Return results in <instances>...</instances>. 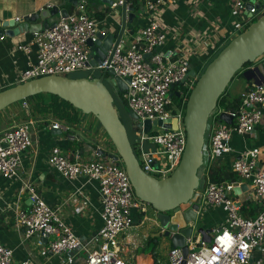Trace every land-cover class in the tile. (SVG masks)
<instances>
[{
	"label": "built area",
	"instance_id": "obj_1",
	"mask_svg": "<svg viewBox=\"0 0 264 264\" xmlns=\"http://www.w3.org/2000/svg\"><path fill=\"white\" fill-rule=\"evenodd\" d=\"M144 14L154 13L163 6L173 5L177 0H136ZM247 1L260 4L264 13V0H231V13L238 16L244 13ZM119 5L123 0H119ZM18 19V18H16ZM251 19V18H249ZM248 24L238 25V33ZM98 32L96 21L85 12L83 2L74 6L72 12L63 16L51 28L32 33V38L17 48L30 53L35 47L36 59L27 63L20 71L17 82H24L45 75L68 76L80 70H89V51L86 44ZM165 41V26L158 19H149L148 24L133 31L127 43H119L113 52L100 65L99 70L112 69L120 79H129L125 90L126 109L134 119L133 150L142 170L158 179L168 177L181 160L186 144V132L183 125L186 90H191L195 78L188 76L179 90V102L173 103L171 86L180 82L189 72V59L186 53L164 54L159 50ZM147 55V56H145ZM264 66V56L260 59ZM258 60V61H259ZM257 61V62H258ZM252 62L246 69L256 66ZM88 78H92L91 75ZM237 109L217 105L212 111V122L207 121L203 151L202 170L204 183L195 190L193 199L181 205L188 208L200 194L206 204L221 207L225 212L224 220L212 236L210 243L201 239L189 238L186 241L188 252L183 255L179 247L168 251V264H251V253L255 247L264 245V147L244 146L238 156L232 158L230 170L235 174L234 181H211L208 169L216 162L217 156L233 152L230 140L234 135L243 140L252 137L257 128L264 129V83L253 82L240 94ZM175 104L176 110L171 109ZM22 107L28 103L22 100ZM226 113L232 117L230 124L219 120ZM210 114V115H211ZM209 118V117H208ZM158 121L176 119L177 128H165L151 125L148 132L143 130L144 120ZM35 119L13 121L0 130V176L4 179L18 177L22 156L31 145V130ZM52 128L65 133L68 141L79 140L66 122L54 121ZM153 127L159 131L151 133ZM98 145L90 154L97 158L83 159V153L63 152L58 146L50 149L47 162L51 168L69 181L85 178L86 182H95L101 200V226L93 236L94 245L82 243L71 226L59 214V209L49 206L40 193L30 184L25 190L30 199L27 208L15 207L16 225L21 228L23 238L35 235L46 237L51 256L72 252L77 247L84 249L82 264H128L121 256L119 234L134 224L132 212L143 215L146 220V202L134 194L129 177L121 164L107 156L98 155ZM253 187L254 195L259 199L260 210L254 216H244L235 204L233 188L242 183ZM1 199V194H0ZM156 214V213H155ZM155 220L156 216H155ZM0 264H37L31 259L15 260L13 251L0 243Z\"/></svg>",
	"mask_w": 264,
	"mask_h": 264
},
{
	"label": "crops",
	"instance_id": "obj_2",
	"mask_svg": "<svg viewBox=\"0 0 264 264\" xmlns=\"http://www.w3.org/2000/svg\"><path fill=\"white\" fill-rule=\"evenodd\" d=\"M131 1L126 2V13L131 12L134 16L130 21L127 15L125 16V28L120 43L129 42L133 31L148 24L149 19L154 15L165 26V41L159 50L173 56L186 53L190 62L189 71H194L195 75H199L200 68L209 58L237 34L238 25L243 24L245 18H249L243 12L238 16L233 15L231 0H177L175 4L160 7L148 15L143 13L140 5L138 9L131 8ZM118 2L119 0H111V4H107L99 0L95 3L83 1L85 12L95 19L98 31L105 34L110 32L115 36L118 34L122 28V4L119 5ZM51 5H57L59 9L65 8L68 12L74 9L67 0H0V18L21 19L39 7L45 8ZM129 8L132 11H129ZM31 38V33L23 32L12 37L5 35L0 39V90L16 84L20 71L27 67V63L35 61V47L32 46L30 53L17 48L18 44H25ZM257 66L259 72L254 75L257 80L264 81V66L262 64ZM77 72L83 73L82 76L89 74L95 77L101 70L91 66L89 70ZM253 82L252 79L245 80L243 88L237 95ZM17 109L18 106H15L1 115L0 127L26 119L28 112H20ZM123 111L129 117L127 109L124 108ZM32 118L35 119V125L31 130V145L22 156L18 177L4 179L0 176V243L12 249L15 260L29 258L37 264H82L85 253L82 247L69 253L51 256L44 237L35 235L25 240L21 228L16 225L15 207L27 208L30 205L25 184L32 185L49 206L59 209L60 216L71 226L83 244L91 242V245H94L92 238L102 224L99 215L101 198L97 184L86 182L82 177L69 181L54 171L47 162L53 146H58L67 154L77 150L82 152L83 156H87L93 149L92 145L81 137L82 134L80 136L76 125L69 124L71 130L80 138L77 141H68L65 133L60 130L53 128L55 132L51 131V124L54 121H64L41 116ZM230 146L233 152L217 156L215 162L217 166L225 165L230 168L232 158L238 156L244 146L264 147V129L257 128L252 137L244 140L234 135L230 140ZM200 175L205 178L202 168ZM247 186L248 189L239 195H234V199L240 200L241 205L250 201L251 205L257 204V207H260L253 187L249 182ZM201 203L205 210V226L215 232L220 228L225 212L221 207L206 204L202 198ZM241 212L245 216H250L248 211L241 210ZM132 216L134 219L132 227L118 236L121 256L125 262L168 264V251L172 246L170 241L161 235L163 231L158 226L157 220L151 219L145 227L146 221L150 218L141 220L142 217L136 211L132 212ZM196 238L200 239V235L197 234ZM161 248L164 249L163 256L158 250ZM250 263L264 264V245L254 249Z\"/></svg>",
	"mask_w": 264,
	"mask_h": 264
},
{
	"label": "water",
	"instance_id": "obj_3",
	"mask_svg": "<svg viewBox=\"0 0 264 264\" xmlns=\"http://www.w3.org/2000/svg\"><path fill=\"white\" fill-rule=\"evenodd\" d=\"M83 1L95 3L98 0H67L73 6ZM99 1L111 4V0ZM126 2L127 0H123L122 28L116 36L110 32L105 34L98 31L93 38L86 40L90 58L89 66L100 65L109 52H113L120 43L125 28V16L127 15L129 21L134 16L131 12L126 13ZM128 10L132 11L131 8ZM68 13L65 8L59 9L57 5H51L45 8L39 7L21 19L0 18V39L5 35L12 37L23 32L32 34L51 28ZM244 13L249 18L256 17L255 21L231 38L199 75H195V72L190 70L180 82L171 86L173 88L176 85H182L188 76L196 79L184 109L185 148L179 164L166 178L158 179L145 173L136 158L113 96L105 85L107 80L115 89L117 96L119 93H124L125 98L126 83L129 79H120L114 75L112 69H103L98 76L92 78L45 75L16 83L0 90V111L29 96L51 93L68 101L82 113L93 115L114 147L115 152L107 153V156L124 167L135 196L152 207L156 213L158 226L163 231L161 235L169 239L172 248L179 247L186 256L187 239L195 238L198 234L201 241L210 243L214 232L212 228L205 226V210L202 208L200 194L188 208L184 210L180 208L182 204L193 199L194 192L200 185L198 171L203 162L202 148L208 117L216 108L218 98L235 73L246 62H257L264 56V13L260 12V4L247 1ZM258 72L259 67L256 65L254 68L243 70L242 74L245 80L252 79L256 84L264 83L256 79L254 73L258 74ZM169 95L171 96L172 92ZM175 95L179 96L176 92ZM127 112L130 118H136L131 111L127 110ZM219 120L230 124L232 117L221 113ZM152 124L165 128H177L176 119H167L164 122L161 120L151 122L146 119L143 121L144 132H148ZM6 127L7 124L0 127V130ZM51 131L55 132L53 128ZM97 154L103 155L104 151L98 149ZM247 189V183H242L233 188V194L239 195ZM235 204L241 206V201L236 200ZM44 242H47V235L44 237ZM260 247L258 245L255 249Z\"/></svg>",
	"mask_w": 264,
	"mask_h": 264
},
{
	"label": "trees",
	"instance_id": "obj_4",
	"mask_svg": "<svg viewBox=\"0 0 264 264\" xmlns=\"http://www.w3.org/2000/svg\"><path fill=\"white\" fill-rule=\"evenodd\" d=\"M232 1H234V0H232ZM130 7L133 9H138L139 3L136 0H132L130 2ZM253 21H255V20H252L251 23ZM249 25H250V23L246 24L240 32L244 31ZM226 43H224V45ZM222 47H220L212 55V57L209 58V60L206 62V64L200 68L199 74L204 70L205 66L216 56V54L220 51V49ZM251 64H252V62H246L243 65V67L247 68ZM235 75L243 76V74L241 73V69L238 70L235 73ZM69 76L80 77L82 75L81 74L80 75H76V74L71 75L70 74ZM84 76L88 77L89 74L88 75L84 74ZM91 77H94V76H91ZM195 81H196V79L193 80L192 87H193ZM189 92H190V90H186L185 95L188 96ZM119 98H120L119 100H121V102L123 103L124 97H123L122 93H119ZM24 100L28 103L29 113L32 117H38V116L50 117V118H54L57 120L64 121L68 124L83 126V129H84L83 131L85 132L86 135H91V136L95 137L96 135L99 134L103 137H106L107 141H105L104 144L107 147V151L110 149H112V150L114 149V147H113L111 141L109 140L108 136L102 130L100 124L94 118L93 115L82 113L79 109L74 107L68 101L60 98L59 96H57L55 94H51V93H38V94H35L32 96H29V97L25 98ZM20 102H22V101H20ZM217 105L224 106L225 108L237 109L240 105V96L239 95L232 96L230 93H228L227 88H225L223 93L218 98ZM184 107H185V103H184ZM20 112H23V111L20 110ZM128 137L130 139L131 145L134 146L132 134ZM97 146H98V143H96L95 145L93 144L92 147L96 148ZM208 178H209V180L215 181V182L236 180V176L230 170V168H227L225 165L217 166L216 163H214L213 165H211L209 167ZM251 203L252 202H250V201L249 202L246 201L241 205L240 213L242 215H244V214L241 212V210L244 212L248 211L247 213H248V215H250V217L254 216L255 214H257L259 212L260 207L259 206L257 207V204L251 205ZM154 263H156V262H154Z\"/></svg>",
	"mask_w": 264,
	"mask_h": 264
},
{
	"label": "rangeland",
	"instance_id": "obj_5",
	"mask_svg": "<svg viewBox=\"0 0 264 264\" xmlns=\"http://www.w3.org/2000/svg\"><path fill=\"white\" fill-rule=\"evenodd\" d=\"M261 13H263V12H261ZM255 19H256V17H253V18H251V19H249V18H245V21H247L248 23H251V21H252V20H255ZM256 64H261V61L259 60ZM244 69H246V68H244V67L241 68V73H242V71H243ZM81 72H82V71H81ZM81 72H74V73H71V75H72V74H76V75H80V74H81V75H83V73H81ZM69 75H70V74H69ZM244 83H245V79H244L243 76H240V75H234V76L232 77V80H231V81L228 83V85L226 86L228 93H230L232 96L237 95V93H238L239 91H241V89L243 88ZM175 89H177V90H182V86H181V85H176V86H175ZM45 97H46V96H45ZM179 99H180V97H175V96H174V98H172V101H173V103H178V102H179ZM20 101H22V100H20ZM20 101H17V102H15V103H13V104L7 106L5 109L1 110V111H0V118H2V117H1L2 114H5V113L7 112V110H9L10 108H13V107H15V106H18V109H17L18 111H19V110H22L23 112L27 111L28 114H27L26 117H31L30 114H29V109L27 108V110H26V108L22 107V105H21L22 102H20ZM114 102H115L116 106H118L119 108H121V109H123V110H124V108L126 107L125 104H123V103L121 102V100H119V96H117L115 93H114ZM124 103H126V98H124ZM123 107H124V108H123ZM125 109H126V108H125ZM171 109L176 110V112L178 111V109H176L175 104L171 105ZM129 118H130V117H129ZM124 119H125V120H123V121H126L127 124H129V122L131 123V122L133 121V118L128 119L127 113H125V111H124ZM129 120H131V121H129ZM208 122H209V123L212 122V114L209 116V118H208ZM132 123H133V122H132ZM76 127L79 129V132H80L79 134H80V136H81V134H82L81 137L85 138V140H87L88 143H90L92 146H93V144L95 145L96 143H98V145L102 148L103 151H107V147H106L105 144H104L105 141H107L106 137H103V136H101V135H99V134L96 135L95 137H93V136H91V135H86L85 132L83 131V130H84V129H83V126H77V125H76ZM132 130H133V129H132ZM158 131H159L158 127H153V130H152L151 133L158 132ZM80 136H79V138H80ZM132 136H135L134 131L132 132ZM132 139H133V142H134V137H133ZM107 152H115V150H114V149H113V150L110 149V150H108ZM87 158H97V157L94 156V155H92V154L87 155V156H83V159H87ZM201 168H202V166L199 168V171H198V174H199V175H200ZM203 183H204V182H203V177L200 175V185H199V188H202ZM144 215H146L148 218H150V219L147 220L146 223H145V227H146V226L148 225V221L151 222V219H155L154 210L152 209L151 206H149V205L147 206V212H146ZM140 217H143V215H140ZM165 238H167V237H165ZM158 239H160V237H158ZM167 239H168V238H167ZM168 240H169V239H168ZM158 250H159V253L163 256L164 249L161 248V249H158Z\"/></svg>",
	"mask_w": 264,
	"mask_h": 264
},
{
	"label": "flooded vegetation",
	"instance_id": "obj_6",
	"mask_svg": "<svg viewBox=\"0 0 264 264\" xmlns=\"http://www.w3.org/2000/svg\"><path fill=\"white\" fill-rule=\"evenodd\" d=\"M107 81V80H106ZM105 81V85L107 86V88L109 89V91H110V93H111V95L113 96V99H114V93L117 95V93L115 92V89L110 85V83H108V81L106 82ZM173 94H172V97L174 98V96L175 97H178V96H176L175 95V92L176 93H178L179 94V90H177V89H175V87H174V89H173ZM124 93H122V95H123ZM114 104H115V102H114ZM116 105V104H115ZM117 107V109H118V111H119V117H120V119H121V121L123 122V124L125 125V127H126V130H127V134H128V136H130L131 134H132V132H133V130H134V119H133V123L131 122H129V124H127L126 123V121H123V120H125L124 119V111L123 110H121V108H119L118 106H116ZM126 108V107H125ZM128 119H130L129 117H128ZM129 121H131V120H129ZM133 129V130H132Z\"/></svg>",
	"mask_w": 264,
	"mask_h": 264
}]
</instances>
